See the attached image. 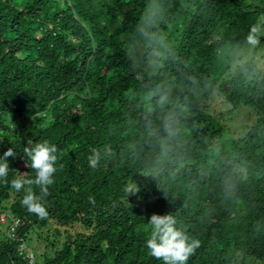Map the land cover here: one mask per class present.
<instances>
[{"label": "trees", "instance_id": "1", "mask_svg": "<svg viewBox=\"0 0 264 264\" xmlns=\"http://www.w3.org/2000/svg\"><path fill=\"white\" fill-rule=\"evenodd\" d=\"M161 3L155 30L166 50L153 55L138 31L148 0H0V155L17 153L9 183L0 181V215L20 223L12 238L0 223V264H30L20 245L51 225L53 253L35 264H162L145 246L154 213L175 216L200 241L187 264H264V70L252 60L234 68L228 54L264 16V0ZM165 83L180 113L181 159L154 176L141 97ZM215 95L227 114L249 108L255 121L232 135L206 107ZM28 140L58 149L45 219L10 184L20 172L35 175ZM104 144L116 155L93 170L87 157ZM131 181L140 191L128 197Z\"/></svg>", "mask_w": 264, "mask_h": 264}, {"label": "clouds", "instance_id": "2", "mask_svg": "<svg viewBox=\"0 0 264 264\" xmlns=\"http://www.w3.org/2000/svg\"><path fill=\"white\" fill-rule=\"evenodd\" d=\"M164 17V7L161 0H148L145 13L138 24V31L153 48V55H157L165 49L164 37L155 30ZM264 37V19H260L250 26L245 41L246 45L255 49ZM143 105V137L144 143L156 150L151 165V174L158 176L163 174L168 166L181 159L179 149L181 147L182 123L180 113L172 105L171 83L161 84L155 89L144 93L141 97ZM27 157L26 167L34 172V176L28 172H20V175L10 181L12 189L17 193L22 190L25 195L20 201L27 212L36 215L39 219H45L48 211L44 200L50 194L49 187L54 184V174L58 171L59 157L55 144L48 140L33 143L28 140L23 149ZM116 153L110 144H104L100 148L92 150L87 157L88 166L97 169L101 161L111 162ZM16 151L10 147L0 155V181L8 184L9 161L8 158H16ZM229 162L224 161L227 166ZM62 167V165H61ZM234 178L226 176L224 184L227 190H234ZM39 189V194L34 191ZM140 191L138 184L131 181L127 185L128 197L134 196ZM89 202L95 204V199L89 197ZM149 234L145 246L149 256L154 257L162 264H187L189 258L200 247V241L189 236L179 226L177 218L171 214H152L147 221Z\"/></svg>", "mask_w": 264, "mask_h": 264}, {"label": "rangeland", "instance_id": "3", "mask_svg": "<svg viewBox=\"0 0 264 264\" xmlns=\"http://www.w3.org/2000/svg\"><path fill=\"white\" fill-rule=\"evenodd\" d=\"M249 1L257 3L258 0ZM261 19H264V16ZM228 54L232 59L234 68L240 63L252 60L259 69L264 70V37L261 38L260 45L257 46L255 49H252L247 46L245 42L242 48L229 50ZM206 107L208 108V111L210 113L216 115L221 119V123L234 136L240 135L244 131L245 126L251 125L255 121V115L249 108H241L239 111L233 112L231 115L227 114L228 110H230V107L229 105L225 104L224 99L218 95L213 96L206 103ZM9 205V202L3 204V206L7 207V210H5V213L7 214L10 213L8 211ZM55 229L56 227L53 225L49 226V229L47 230L44 229V231L34 229L27 236L26 245L33 252L37 263L42 261V254L47 253L48 255H51L53 253V249L48 243V241H46V238L49 236V241L52 242L54 240L52 234ZM58 229L61 231V236L57 238V242L54 245L55 247H60V245L65 239V229ZM1 231H3V227ZM66 231L72 235L75 232V228L66 229ZM246 264L252 263L246 261ZM255 264H263V262H256Z\"/></svg>", "mask_w": 264, "mask_h": 264}, {"label": "built area", "instance_id": "4", "mask_svg": "<svg viewBox=\"0 0 264 264\" xmlns=\"http://www.w3.org/2000/svg\"><path fill=\"white\" fill-rule=\"evenodd\" d=\"M0 223L8 226L7 234L11 238L15 235V228H17V226L20 224L19 220H16L6 214L0 215ZM19 251L21 254L23 253L26 258L29 259L30 264H35L34 254L30 249H27L24 243L20 245Z\"/></svg>", "mask_w": 264, "mask_h": 264}]
</instances>
